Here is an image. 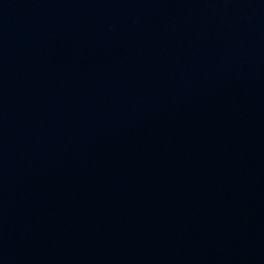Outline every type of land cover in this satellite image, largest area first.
I'll return each mask as SVG.
<instances>
[{"label":"water","instance_id":"1","mask_svg":"<svg viewBox=\"0 0 264 264\" xmlns=\"http://www.w3.org/2000/svg\"><path fill=\"white\" fill-rule=\"evenodd\" d=\"M0 264H264V0H0Z\"/></svg>","mask_w":264,"mask_h":264}]
</instances>
